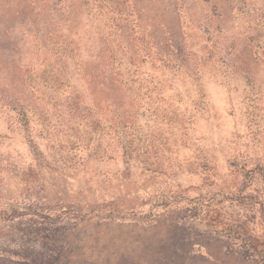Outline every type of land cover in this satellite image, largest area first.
Returning <instances> with one entry per match:
<instances>
[{"label": "rangeland", "instance_id": "obj_1", "mask_svg": "<svg viewBox=\"0 0 264 264\" xmlns=\"http://www.w3.org/2000/svg\"><path fill=\"white\" fill-rule=\"evenodd\" d=\"M128 1L121 46L138 51L133 68L160 92L135 111L131 168L117 151L90 156L89 122L51 89L60 75L86 93L75 64L86 54L67 61L55 54L62 34L83 37L84 17L69 31L36 11L49 0H0V94L35 110L34 133L46 125L53 135L37 138L47 162L36 164L23 129L0 115V264H167L163 229L150 226L163 203L193 212L222 202L231 213L264 199V65L248 79L233 67L245 47L263 59L264 0ZM74 2H65L71 13ZM179 43L190 58L183 63ZM95 116L101 121L100 111ZM204 224L186 217L191 241ZM251 227L263 233L260 209Z\"/></svg>", "mask_w": 264, "mask_h": 264}, {"label": "trees", "instance_id": "obj_2", "mask_svg": "<svg viewBox=\"0 0 264 264\" xmlns=\"http://www.w3.org/2000/svg\"><path fill=\"white\" fill-rule=\"evenodd\" d=\"M49 5H45L42 10L43 15L55 17L58 21L66 23L67 30L73 28L74 18L79 15L78 22L84 23L80 28L84 30L83 37L78 31H74L75 39H69L68 35H61L56 46L55 54L67 61L71 56L86 54V62L75 60L77 68L82 71L84 81L87 86L86 93L78 91L75 85H69V77L60 76L63 67L67 65L59 64L57 74L53 77L56 96L66 100L71 99L75 107L69 112L76 117H82L89 122V131L86 135V147L89 155L97 156L100 160L112 158L111 153L120 152V158L126 162L127 168L132 167V159L138 150L136 137L133 133V122L135 111L143 100L148 99L151 93H160L159 89L149 87V82L153 80L144 78L137 73L136 58L138 51L131 53L130 46L122 47V24L126 23L128 0H74L77 7L71 13L72 6H65L66 0H49ZM74 2V3H75ZM30 4L32 2L30 1ZM28 9L34 12L35 8L28 4ZM48 8V9H47ZM47 9V13H45ZM74 15V16H73ZM70 31V30H69ZM83 47L84 51H81ZM166 45L164 46V48ZM120 48L127 49L124 54L119 53ZM174 52L179 51L181 63L190 59L182 55L183 47L179 43L174 47ZM138 50V49H136ZM82 52V53H81ZM251 52V51H250ZM137 54V55H136ZM165 54V53H164ZM160 57L156 55L155 58ZM261 60L255 52H247L246 47L241 49L235 56L233 67L241 74L248 77L259 65H264V56ZM139 59H141L139 57ZM165 60L160 58L159 61ZM141 61L139 62V64ZM47 78V76H46ZM25 81L29 87L38 92V83L34 82L30 76H26ZM45 87L48 89L49 85ZM72 90V91H71ZM67 93H71L66 95ZM84 94V96H83ZM83 97L90 99L88 104L81 102ZM81 104V105H79ZM147 104V103H146ZM79 106V107H78ZM82 111V112H81ZM100 111L99 121L96 114ZM154 108L153 112H157ZM107 112V114H106ZM33 109L28 108L19 99L11 98L6 93L0 94V115L11 119L13 124L18 125L24 131V138L36 164L47 162L41 143H37L40 136H49L48 141H52V131L45 127L42 131L34 133L32 128L33 117L36 116ZM38 116V115H37ZM36 116V117H37ZM70 129V128H69ZM73 130V129H72ZM77 132H79L76 129ZM76 131L74 133L76 134ZM144 162V161H143ZM128 171V170H127ZM238 197L242 192L237 193ZM245 199V198H243ZM250 200V199H249ZM177 202L163 203L162 211L150 224L152 227H162L164 233V259L167 264H185L201 262L203 264H264V231L259 234L254 231L251 224L256 220V213H264V199L254 203L259 209L254 212V205L251 202L245 203L244 207L238 211L228 213L227 209L221 206L222 202L216 203L207 209L183 210L176 205ZM191 212L186 215L184 212ZM192 214V215H191ZM187 218L205 221V230L200 233L194 241L186 231L185 222ZM209 227V229H207Z\"/></svg>", "mask_w": 264, "mask_h": 264}]
</instances>
